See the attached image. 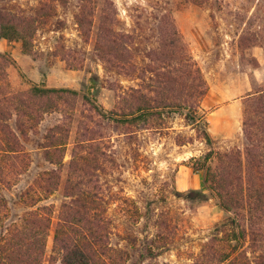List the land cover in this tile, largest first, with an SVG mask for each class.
Listing matches in <instances>:
<instances>
[{
	"label": "trees",
	"instance_id": "trees-1",
	"mask_svg": "<svg viewBox=\"0 0 264 264\" xmlns=\"http://www.w3.org/2000/svg\"><path fill=\"white\" fill-rule=\"evenodd\" d=\"M183 1L201 7L210 3ZM250 1L255 3L254 15H261L264 0ZM7 3L0 0V40L20 41L26 54L37 57V37L57 34L45 53L51 62L58 60L73 70L87 67V60L99 62L105 77L93 73L80 91L36 85L14 90L4 68L11 58L0 54V264H52L56 257L61 264H116L115 254L123 259L127 252L112 247V235L137 241L133 233L149 230V223L132 231L124 224V219L135 222L142 213L117 189L114 172L101 160L113 150L94 119L102 112L94 92L103 84L116 92L109 118L117 124L136 126L142 121V130L162 132L170 128L167 123L160 119L156 126L150 118L169 110L202 126L197 137L210 148L193 158V170L203 173L204 190L186 196L201 202L215 198L226 217L202 244L196 264H264V89L244 99L245 147L215 149L201 108L209 86L171 10L159 13V8L134 3L124 14L115 0H37L29 10ZM61 10H72L75 48L65 44L62 31L68 23ZM258 38L254 35L252 41ZM125 80L134 85L126 87ZM45 117L50 123L42 130ZM141 129L122 133L123 142L134 144ZM29 141L35 145L31 151L25 146ZM192 141L178 135L176 143ZM131 151L137 154L134 146ZM138 162L135 159L133 166ZM39 166L43 168L36 169ZM21 184L22 189H15ZM154 203L148 198L144 213H155ZM167 213L154 223L162 251L173 233ZM147 254L155 255L151 249Z\"/></svg>",
	"mask_w": 264,
	"mask_h": 264
},
{
	"label": "rangeland",
	"instance_id": "rangeland-1",
	"mask_svg": "<svg viewBox=\"0 0 264 264\" xmlns=\"http://www.w3.org/2000/svg\"><path fill=\"white\" fill-rule=\"evenodd\" d=\"M36 1L8 0L7 4L14 9L29 10ZM115 1L123 13L127 6L134 3L148 9L159 8V13L166 10L174 13L176 26L209 86L201 108L206 112V130L214 141V148L243 149L246 144L242 115L244 99L248 94L264 89V20L259 18L264 17L263 7H259L262 14L257 16L254 15L255 3L250 0H210L208 5L202 7L183 0H160L158 6L151 0ZM71 12H60V16L68 23L62 35L66 38L65 44L75 48L78 38ZM254 35H258V42L252 41ZM42 36L39 35L35 43L37 57L26 54L20 41L10 43L0 40V54H8L11 58L4 68L12 89L36 85L80 91L84 90L93 73L105 77L99 62L87 60V67L81 70L68 69L65 63L58 60L51 62L45 53L58 35ZM241 36H244V42L240 41ZM123 84L126 87L134 85L126 80ZM94 96L102 109V112L94 114L99 125L97 129L100 135L109 137L113 149L107 151L101 160L114 172L115 179L112 178V181L116 183L117 189H123V194L131 197L142 213L133 218L135 222L124 219V224L132 231L138 228L143 230L149 223L147 232L133 233L138 236L137 241H125V236L120 234L112 235L109 241L112 247L127 252L123 259L114 253V261L116 264H196V256L202 244L226 217L215 198L201 202L186 196L190 191L204 190L203 173L193 170V158L201 157L210 148V145L197 137V131L202 130V126L197 127L169 110H165L159 117L150 118L156 126L162 122L160 119L167 123L170 128L162 132L142 130V121L136 126L120 125L109 118L117 102L116 92L103 84L94 92ZM49 123L50 118L45 117L42 130ZM137 127L141 129L140 137L134 141L135 145H131L137 150L136 154L131 151L129 144L123 142L122 133L136 130ZM178 135L182 138L192 137L193 141L186 145L177 144ZM25 146L30 151L35 147L31 141L25 143ZM33 154L39 158L36 151ZM135 159L139 161L138 166H133ZM102 173L101 179L104 177ZM148 184L162 185L146 187ZM22 188L23 184L15 189ZM148 198L155 200L151 207L155 208V213L146 214L143 211ZM114 208L112 205L111 210ZM164 211L168 212L173 233L169 234L168 249L162 251L158 245L162 240L157 237L159 232L154 223ZM114 215L118 217L117 213ZM163 216L162 219H165ZM150 249L154 256L147 254ZM141 251L145 253L143 256ZM110 255L105 253V258ZM52 264H61L60 258L56 257Z\"/></svg>",
	"mask_w": 264,
	"mask_h": 264
}]
</instances>
